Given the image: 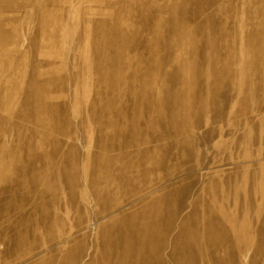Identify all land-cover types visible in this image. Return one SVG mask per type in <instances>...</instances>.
Instances as JSON below:
<instances>
[{"label": "rangeland", "instance_id": "374dc122", "mask_svg": "<svg viewBox=\"0 0 264 264\" xmlns=\"http://www.w3.org/2000/svg\"><path fill=\"white\" fill-rule=\"evenodd\" d=\"M0 264H264V0H0Z\"/></svg>", "mask_w": 264, "mask_h": 264}]
</instances>
